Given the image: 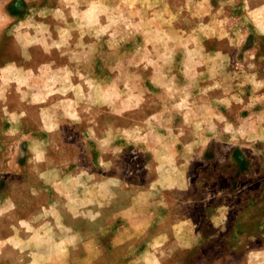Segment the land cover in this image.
<instances>
[{
    "label": "rangeland",
    "instance_id": "374dc122",
    "mask_svg": "<svg viewBox=\"0 0 264 264\" xmlns=\"http://www.w3.org/2000/svg\"><path fill=\"white\" fill-rule=\"evenodd\" d=\"M0 264H264V0H0Z\"/></svg>",
    "mask_w": 264,
    "mask_h": 264
}]
</instances>
